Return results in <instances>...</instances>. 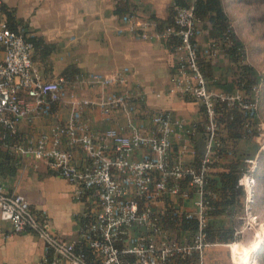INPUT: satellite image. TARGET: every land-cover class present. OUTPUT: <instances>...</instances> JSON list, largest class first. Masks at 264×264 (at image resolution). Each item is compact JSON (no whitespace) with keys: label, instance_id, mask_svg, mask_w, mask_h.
<instances>
[{"label":"built area","instance_id":"1","mask_svg":"<svg viewBox=\"0 0 264 264\" xmlns=\"http://www.w3.org/2000/svg\"><path fill=\"white\" fill-rule=\"evenodd\" d=\"M174 6V21L180 29L168 26L162 35L176 33L180 38L174 49V90L204 107L205 145L200 166L171 158L173 137L182 132L192 136L196 130L172 111L153 114L150 130L133 118L128 130L110 127L95 131L87 116L90 108L98 107L107 118L119 109L136 113L137 96L114 91L90 99L80 96L74 82L64 75L46 78L33 58L34 44L21 28L12 29L0 11V49L4 52L0 58V123L16 139L11 149L16 155L29 154L47 162L71 182L75 198L87 202L81 220L82 237L76 241L56 233L48 215L0 182L1 218L9 221L14 231L29 230L44 241L47 256L41 264H192L195 260L203 264L207 248L223 244L209 242L206 231L212 208L206 188L210 165L224 159L219 153L222 124L216 105L227 102L230 107H239L251 117L246 127L263 135L264 123L259 115L261 85H254L251 94L211 88L198 59L202 55L215 59L219 42L231 45L232 41L228 35L219 40L211 37L201 47L198 37L206 31L193 5L179 6L174 2ZM125 19L130 32L143 38L153 36L149 27L156 25L154 19L142 18L134 8ZM76 80L102 86L127 81L122 73H93ZM67 98L72 107L68 120L58 121L50 131L37 136H21L24 119L50 115ZM185 150L186 146L182 151ZM262 154L264 143L254 157H245L248 165L239 179L248 209L256 201V173ZM191 199L193 210L175 204L177 200ZM193 218L197 220L196 229L182 228L184 220Z\"/></svg>","mask_w":264,"mask_h":264},{"label":"crops","instance_id":"2","mask_svg":"<svg viewBox=\"0 0 264 264\" xmlns=\"http://www.w3.org/2000/svg\"><path fill=\"white\" fill-rule=\"evenodd\" d=\"M118 1L2 0L1 4H5L13 12L18 28L30 37H41L45 44L53 47V51L45 59H41L39 51L35 53L34 50V60L46 78H58L67 67L75 66L80 72L71 81L82 97L97 99L114 91L129 92L137 96L136 113L119 109L113 112L111 118H107L98 107L90 108L87 116L91 117V125L95 131L110 127L128 130L133 118L150 130L153 127L152 115L165 110L184 118L189 126L196 127L201 121L204 123L201 105L174 90L172 75L177 56L168 43V37H164L163 30L157 26L159 21L169 20L175 0H126L130 10L134 8L142 18L156 21V25L149 27V32L153 34L150 38H143L129 31L125 19L128 12L124 15L117 13ZM223 2L231 18L229 1ZM231 27L233 28L232 18ZM205 31L198 37L201 47L211 38L208 31ZM237 39L239 40L238 37ZM222 44L219 42L217 57L212 59L218 67L229 64V57ZM246 53L248 59L249 54L247 51ZM3 55L4 52L0 49V58ZM247 62L250 63L248 60ZM93 73H122L127 81L118 86H102L76 80L78 76ZM230 77L228 75V79ZM215 89L221 90L219 87ZM71 114L70 99H64L50 115L24 119L20 125V134L23 138H28L31 134L37 136L41 132H48L58 121L68 120ZM204 145L201 133L188 136L182 132L173 137L171 158L181 159L186 165H192L203 151ZM185 146L186 150L182 151ZM17 157V172L0 175V182L8 190L22 194L37 210L48 215L56 233L68 239L80 240L81 220L87 211V202L77 200L71 182L60 176L47 162L36 160L29 154ZM175 204L184 209H194L192 199L177 200ZM217 246L230 245L223 243L208 247L203 264H213L216 263L215 260H219L216 257ZM240 248L242 247L237 246L234 251ZM232 254L234 255L233 251ZM46 256L42 239L29 230L14 231L11 223L3 220L0 215V264H41Z\"/></svg>","mask_w":264,"mask_h":264},{"label":"trees","instance_id":"3","mask_svg":"<svg viewBox=\"0 0 264 264\" xmlns=\"http://www.w3.org/2000/svg\"><path fill=\"white\" fill-rule=\"evenodd\" d=\"M175 3L179 6L193 5L196 18L200 20L203 29L208 31L210 37L221 39L228 35L232 41L231 45L222 44L229 57V64L225 68L215 65L213 60L206 55H202L198 59L209 86L211 88L219 87L225 92L240 91L244 94H251L253 86L260 83V75L251 64L246 62L245 50L231 29V18L223 0H194L193 2L175 0ZM116 9L119 15H124L129 12L130 5L126 0H119ZM0 10L5 13L9 26L17 30L18 23L14 19L13 12L5 4L0 5ZM174 15L175 6L173 4L169 20L159 21L158 28L164 31L168 26H173L178 31L180 27L175 24ZM24 35L28 41L34 44L35 53L39 51L41 59H45L53 51V47L50 44H45L41 37H30L26 32ZM168 43L172 49H175L180 43L179 36L176 33L170 34ZM79 72L75 66H69L63 75L69 80H74ZM228 75L231 76L230 79H228ZM224 79L225 82H222ZM201 108L204 111V107L201 106ZM216 109L219 122L222 124L219 153L224 159L217 160L210 165L211 172L206 188L209 191L208 200L212 208L209 211L210 219L206 231L209 242L229 243L236 239L235 229L224 225V223H218L217 217L228 212V208H230L229 210L234 209L240 203V198L245 196V190L239 184V179L246 169L245 157L247 155L246 151L240 150L238 145L242 139L253 137L257 131L255 129L250 131L246 127V124L251 122V117L239 107H230L227 102H218ZM195 128V134L201 133V140H205L204 123L202 121L197 123ZM11 137L8 128L0 123V175L2 176L14 174L18 170V157L10 146L16 139ZM203 151L199 153L194 165H201L200 157ZM196 227L197 220L195 218L184 220L182 223L184 229L194 230ZM179 264H188V262L181 261ZM192 264H198V261L195 260Z\"/></svg>","mask_w":264,"mask_h":264},{"label":"rangeland","instance_id":"4","mask_svg":"<svg viewBox=\"0 0 264 264\" xmlns=\"http://www.w3.org/2000/svg\"><path fill=\"white\" fill-rule=\"evenodd\" d=\"M227 1V0H226ZM228 11L232 18L231 29L236 31L239 41L245 49V57L249 54L247 60L249 64L257 70L260 75L261 92L259 95V115L264 123V0H228ZM221 60V58L219 57ZM223 60V59H222ZM226 63V61L224 62ZM228 65V63L226 64ZM225 67V66H224ZM259 119V120H260ZM264 143L263 135L258 133L253 137H247L239 142L240 150L246 155L254 157L257 150ZM260 168L257 174L259 181L256 188L255 204L252 209L246 206V195L240 198V203L232 210H229L224 215H220L218 223H224L226 226L234 227L237 239V246L242 247L234 251V254L249 253V258H245L246 262L239 257H234L231 246H217L216 263L213 264H264V244L262 249L255 251L251 256L252 248L259 241V236H263L264 230V154L261 155ZM245 168L248 163L245 162ZM222 216V217H221ZM259 238V239H258ZM214 248V247H213ZM239 256V255H238ZM221 257V258H220Z\"/></svg>","mask_w":264,"mask_h":264},{"label":"bare ground","instance_id":"5","mask_svg":"<svg viewBox=\"0 0 264 264\" xmlns=\"http://www.w3.org/2000/svg\"><path fill=\"white\" fill-rule=\"evenodd\" d=\"M248 182L250 183L251 181L249 180ZM262 235H263L262 237H261V235L259 236V238H260V239L258 238L259 241H257L256 244L253 246L251 256H253V254H254L255 251H258V250L262 249L263 244H264V230H263V234ZM237 244H238V242L236 241V242H233L230 245L232 247L231 249H232L233 253H234V250L237 247ZM234 257H239V259H242L244 262H246V259L245 258H247V259L249 258V253H243L241 251L240 254H234ZM248 262L250 264H252V261L251 260H249Z\"/></svg>","mask_w":264,"mask_h":264}]
</instances>
